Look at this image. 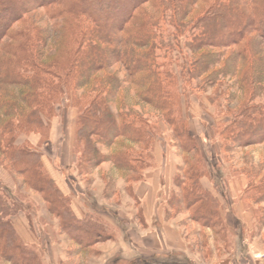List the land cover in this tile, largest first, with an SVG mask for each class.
Returning a JSON list of instances; mask_svg holds the SVG:
<instances>
[{
	"label": "trees",
	"instance_id": "trees-1",
	"mask_svg": "<svg viewBox=\"0 0 264 264\" xmlns=\"http://www.w3.org/2000/svg\"><path fill=\"white\" fill-rule=\"evenodd\" d=\"M43 17L45 27L39 26ZM222 62L228 68L223 76H234L242 101L250 103L241 105L230 123L235 130L225 129V139L259 143L264 105L253 99L261 90L255 84H264V0H0V165L42 195L65 232L82 229L70 197L45 171L41 152L27 140L17 144V138L37 134L43 142L56 106L66 99L76 111L77 174L110 163L106 196L114 172L132 192V183L151 167L152 113L172 127L185 165L178 170L184 175L174 177L179 193H169L166 215L189 212L200 227L222 230L217 197L201 183V158L189 157L196 144L184 128L185 89L177 84L181 77L201 78ZM174 66L181 68L179 75ZM20 211L0 189V259L8 264H32L35 256L13 226Z\"/></svg>",
	"mask_w": 264,
	"mask_h": 264
},
{
	"label": "rangeland",
	"instance_id": "rangeland-1",
	"mask_svg": "<svg viewBox=\"0 0 264 264\" xmlns=\"http://www.w3.org/2000/svg\"><path fill=\"white\" fill-rule=\"evenodd\" d=\"M37 12L42 13L43 10ZM41 20L39 26L45 27L46 17ZM173 54L181 65L182 54H178L177 50ZM224 64L222 62L196 80L191 81L185 76L177 82L180 88L185 89L180 97L184 128L189 130L196 144L189 157L196 154L201 158L206 175L201 183L205 190L217 197L222 230L202 228L190 220L189 212L181 211L172 217L179 216L177 222L193 253L190 252L189 257L179 253L169 255L164 247L160 252L149 249L137 255L134 227L142 222L139 202L132 198V193L122 183L123 178L115 172L113 177L111 175L113 196L105 200L103 195L106 192L102 193L104 184L101 179L106 182L103 176L111 167L110 163H103L88 175L75 179V187L81 186L90 199L85 198V202L80 199L82 213L78 215L80 218L76 217L83 228L72 229L68 233L62 229L60 217L49 210L42 195L24 186L18 175L0 165V189L21 209L17 214L21 224L17 225L21 227L22 237L33 240L32 244H28L35 253L31 258L32 264H220L230 259L248 258L250 251L264 254V140L237 143L225 139V129L235 130L230 123L241 105L248 106L250 103L242 101L241 94L233 85L234 76H223L221 72L228 69H224ZM174 70L177 75L181 72L177 66ZM231 72L238 76L235 71ZM256 87L261 90H257L260 94L253 99V104L264 105V84H255ZM69 104L66 99L61 101L56 106V115L62 114L65 108L70 107ZM147 116L151 123H155L153 133L157 157L163 161L160 164L163 172L160 174L157 197L160 203L164 200L167 203L170 192L176 190L179 193L173 180L176 174L184 175L178 170L185 165L174 146L177 143L172 140V127L162 123L155 114L148 113ZM43 134L45 141L48 135L47 132ZM23 138L19 135L16 143H23ZM26 145L31 146L29 143ZM99 149L105 151L103 147ZM152 156L151 167L146 168L143 174L155 166V156ZM59 170L68 175L63 168L59 167ZM88 179H95V182L91 185ZM107 188L106 184V191ZM230 207H242L246 213L239 220H234L229 214ZM125 236L134 242L133 246L124 240ZM0 264L8 263L0 259Z\"/></svg>",
	"mask_w": 264,
	"mask_h": 264
},
{
	"label": "crops",
	"instance_id": "crops-1",
	"mask_svg": "<svg viewBox=\"0 0 264 264\" xmlns=\"http://www.w3.org/2000/svg\"><path fill=\"white\" fill-rule=\"evenodd\" d=\"M75 119V109L67 107L62 114L59 113L55 115L51 120L48 136L45 141L41 142L40 136L37 134H30L27 136L23 135V142L27 140L35 148L43 150V152L42 150L40 152L42 154L41 161L45 171L54 180L62 193L69 195L71 199V210L78 218H80L78 215H81L82 212L80 208L83 206L80 199L85 202V198L90 199V197L86 195V190H81V186V188L75 187L77 186L75 179L78 180L80 176L76 175L77 154L74 152ZM156 149V147L153 149L155 166L147 172V174L144 173L143 180L134 182L131 185V195L133 199H136L139 202L142 222L137 224V227H134L136 230L135 243L131 241L128 236H125L124 240L131 246H133L132 242L135 244L137 255L143 254L149 249L153 250V252H160L162 248L166 247L169 255L179 253L185 256L188 255L189 257L193 252L190 251V243L187 237L182 233L181 226L177 222L179 216L165 217L166 202L165 200L164 203L158 201L157 192L160 183V174L163 172L160 164L163 163V161L158 159ZM59 167L60 169L63 168L64 172L66 171L68 175H63V171H60ZM111 171V168H109L106 173H111ZM70 172H72L73 175L69 174ZM164 176L165 178L167 177L166 175ZM121 180L126 188L128 183L124 179ZM101 181L102 184H104L102 193L105 194L106 190L104 191V189L106 182L103 178ZM94 182L95 179L91 181V185ZM103 196L107 201L110 200L113 194L111 193L109 196ZM228 210L231 218L234 220H239L240 216L243 217L246 213L242 207H234L233 209L230 207ZM18 218L17 215L14 217L13 226L17 234L22 237L21 227L17 225L21 224L20 220H17ZM22 228L24 227L22 226ZM21 239L25 244L33 243L32 239L25 237H22Z\"/></svg>",
	"mask_w": 264,
	"mask_h": 264
},
{
	"label": "built area",
	"instance_id": "built-area-1",
	"mask_svg": "<svg viewBox=\"0 0 264 264\" xmlns=\"http://www.w3.org/2000/svg\"><path fill=\"white\" fill-rule=\"evenodd\" d=\"M220 264H264V254L250 251L248 253V258L230 259Z\"/></svg>",
	"mask_w": 264,
	"mask_h": 264
}]
</instances>
